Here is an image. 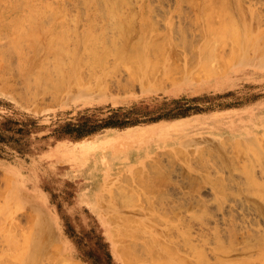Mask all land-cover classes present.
Listing matches in <instances>:
<instances>
[{
    "label": "rangeland",
    "instance_id": "rangeland-1",
    "mask_svg": "<svg viewBox=\"0 0 264 264\" xmlns=\"http://www.w3.org/2000/svg\"><path fill=\"white\" fill-rule=\"evenodd\" d=\"M263 242L264 0H0V264H264Z\"/></svg>",
    "mask_w": 264,
    "mask_h": 264
},
{
    "label": "bare ground",
    "instance_id": "bare-ground-1",
    "mask_svg": "<svg viewBox=\"0 0 264 264\" xmlns=\"http://www.w3.org/2000/svg\"><path fill=\"white\" fill-rule=\"evenodd\" d=\"M86 1H87V0H86ZM96 1H97V0H96ZM99 1H100V0H98V2H99ZM210 1H211V0H210ZM117 2H118V1H117ZM117 2H116V3H117ZM122 2H124V1H122ZM122 2H121V3H122ZM105 3H106V2H105ZM107 3H108V2H107ZM109 3H110V2H109ZM125 3H126V2H125ZM208 3H209V2H208ZM99 5H100V4H99ZM109 5H110V4H109ZM109 5H107V6H108V9H109V7L111 6V5H110V6H109ZM121 5H122V4H121ZM121 5H120V6H121ZM209 5H210V4H208V6H209ZM212 5H213V4H211V6H212ZM96 6H97V5H96ZM120 6H119V8H120ZM99 7H101V6H99ZM111 8H112V7H111ZM212 8H214V7L212 6ZM212 8H210V10H211ZM207 10H209V9H207ZM110 11H111V10H110ZM110 13H111V12H110ZM110 13H109V14H110ZM205 13H206V11H205ZM210 13H211V12H210ZM210 13H209V14H210ZM212 14H213V13H211V15H210L211 18L213 17ZM205 15H206V14H205ZM210 16H209V17H210ZM112 17H113V16H112ZM205 17H206V16H205ZM114 18H116V17H114ZM211 18H210V20H211ZM111 19H112V18H111ZM116 19H117V18H116ZM206 19H209V18H206ZM124 20H126V18H125ZM111 22H113V21H111ZM210 22H212V21H210ZM111 24H112V23H111ZM113 24H114V23H113ZM119 24H120V23H118V25H119ZM210 24H211V23L208 22V25H210ZM118 25H117V26H118ZM142 25H143V24H142ZM142 25H141V26H142ZM208 25H207V28H208ZM211 25H212V24H211ZM212 28H214L213 25H212ZM212 28L210 27V29H208V30H209V31H208V32H209V33H208L209 35H211L210 33H213V32L215 31V30H214L213 32H211V31L213 30ZM221 28H222V27H221ZM221 28H220V29H221ZM205 29H206V28H205ZM214 29H215V28H214ZM216 29H217V28H216ZM220 29H218V30H220ZM210 30H211V31H210ZM220 31H222V29H221ZM130 32H131V31H130ZM216 32H217V30H216ZM216 32H215V33H216ZM218 32H219V31H218ZM215 33H213V34H215ZM120 34H121V33H120ZM218 34H222V33H218ZM104 35H105V33H104ZM215 35H216V34H215ZM215 35H212V36H215ZM237 35H239V34L237 33ZM216 36H217V35H216ZM222 36H223V35H222ZM233 36H235V34H234ZM140 37H141V36H140ZM218 37L220 38V36H218ZM116 38L118 39L117 36L115 37V40H116ZM210 38H211V37H210ZM219 38H218V39H219ZM221 38H222V37H221ZM37 39H38V38H37ZM113 39H114V38H113ZM139 39H140V38H139ZM34 40H35V39H34ZM115 40H114V41H115ZM118 40H120V39H118ZM125 40H126V39H125ZM150 40H151V39H150ZM225 40H226V39H225ZM99 41H100V40H99ZM99 41H98V42H99ZM112 41H113V40H112ZM216 41H217V38H216ZM34 42L36 43V41H34ZM95 42H96V40H95ZM224 42H225V41H224ZM224 42H222V41H221V43L218 42V47H219L222 43H224ZM99 43H101V42H99ZM120 43H121V42H120ZM153 43H156V45H157V43H159V42L156 41V42H153ZM219 43H220V44H219ZM114 44H115V43H114ZM127 44H128V43H127ZM159 44H160V43H159ZM118 45H119V44H117V46H118ZM156 45H155V46H156ZM202 45H203V44H202ZM216 45H217V44H216ZM52 46H53V45H52ZM114 46L116 47V44H115ZM152 46H153V45H152ZM157 46H158V45H157ZM205 46H206V45H205ZM210 46H211V45H210ZM238 46H239V45H238ZM53 47H54V46H53ZM200 47H201V46H200ZM216 47H217V46H216ZM119 48H121V47H119ZM138 48H139V47H138ZM160 48H161V47H159V49H160ZM203 48H204V47H203ZM249 48H250V47H249ZM153 49H154V46H153ZM201 49H202V48H201ZM154 50H156V49H154ZM151 51H152V50H151ZM221 51H222V50H221ZM155 52H156V51H155ZM151 53H152V52H151ZM195 53H196V52H195ZM222 53H223V51H222ZM228 53H229V51H228ZM241 53H242V52H241ZM132 54H133V51H132ZM158 54H159V53H158ZM192 54H193V52H192ZM200 54H201V53H200ZM117 55H118V54H117ZM149 55H150V54H149ZM159 55H160V54H159ZM164 55H165V54H164ZM194 55H195V54H194ZM196 55H197V54H196ZM207 56H208V55H207ZM163 57H164V56H163ZM212 57H213V56H212ZM202 58H203V57H202ZM222 58H224V57H222ZM133 59H134V58H133ZM207 59H208V58H207ZM225 59H226V57H225ZM139 60H140V59H139ZM151 60H152V59H151ZM158 60H159V59H158ZM215 60H216V59H215ZM142 61H143V60H142ZM156 61H157V60H156ZM160 61H161V60H159V62H160ZM204 61L212 62V61H211V58L208 59V60L205 59ZM133 62H134V61H133ZM218 62H219V61H218ZM220 62H221V61H220ZM220 62H219L218 64H221V66L223 67V65H225V64L220 63ZM156 63H157V62H156ZM194 63H195V62H194ZM205 63H208V62H205ZM216 63H217V62H216ZM216 63H215V64H216ZM224 63H225V62H224ZM222 64H223V65H222ZM134 65H135V64H134ZM134 65H133V66H134ZM172 65H173V64H172ZM209 65H210V64H209ZM216 65H217V64H216ZM152 66H153V65H152ZM213 66H214V64H213ZM218 66H220V65H218ZM221 66H220V67H221ZM159 67H160V66H159ZM222 67H221L220 69H223ZM225 67H227V66L225 65ZM133 69H134V68H133ZM220 69H219V70H220ZM134 70H135V69H134ZM153 70H154V69H153ZM172 70H173V69H172ZM203 70L206 71V72L209 71L210 74H211V73H215V74L218 73L217 70H213V69H212V70H209V69L207 70V68H205V65L203 66ZM170 71H171V70H170ZM174 71H175V70H174ZM223 71H224V70H223ZM160 72H161V71H160ZM195 72H196V71H195ZM12 73H13V72H12ZM59 73H60V72H59ZM153 74H154V73H153ZM172 74H173V73H172ZM170 75H171V74H170ZM196 75H197V74H196ZM208 75H209V74H208ZM212 75H214V74H212ZM52 77H53V76H52ZM169 77H171V76H169ZM198 77H200V76H198ZM205 77H206V76H205ZM24 80H25V79H24ZM29 81H30V80H29ZM71 83H72V82H71ZM34 93H35V92H33V94H34ZM53 93H54V92H53ZM35 94H36V93H35ZM29 95H32V94H29ZM50 96H51V95H50ZM55 96H56V95H55ZM55 96H54V97H55ZM56 97H57V96H56ZM21 100H22V99H21ZM126 229H127V228H126ZM126 229H125V230H126ZM126 231H127V230H126ZM127 233H129V232H127ZM127 233H126V234H127ZM126 234H125V235H126ZM130 234H131V233H130ZM122 235H123V234H122ZM123 236H124V235H123ZM132 237H133V236H132ZM113 238H114V237H113ZM160 238H161V237H160ZM131 239H132V238H131ZM125 243H126V242H125ZM137 244H139V243H137ZM263 244H264V242H263ZM134 245L136 246V244H134ZM121 246H122V245H121ZM136 247H137V246H136ZM136 247H135V248H136ZM142 247H143V246H140V245H139L140 251H141V248H142ZM142 249H144V248H142ZM165 250H166V249H165ZM143 251H144V250H143ZM143 251H142V252H143ZM160 251H161V250H160ZM128 252H129V251H128ZM144 252H145V251H144ZM146 252H147V251H146ZM118 253H119V252H118ZM128 254H129V253H128ZM160 255H161V254H160ZM142 256H143V255H142ZM151 256H152V255H151ZM162 256H163V255H162ZM198 256H199V255H198ZM198 256H197V257H198ZM153 257H154V256H152V259H155V257H157V256H155L154 258H153ZM158 257H159V256H158ZM163 257H164V256H163ZM125 258H126V257H125ZM168 258H169V257H168ZM198 258H199V257H198ZM147 259H148V258H147ZM171 259H172V258H171ZM174 260H175V259H174ZM132 261H133V260H132ZM150 261H152V260H150ZM156 261H157V260H156ZM156 261H155V262H156ZM161 261L164 262V260H161ZM175 261H176V260H175ZM176 262H177V261H176ZM198 263H199V262H198ZM159 264H160V263H159ZM161 264H162V262H161ZM164 264H165V262H164Z\"/></svg>",
    "mask_w": 264,
    "mask_h": 264
},
{
    "label": "crops",
    "instance_id": "crops-1",
    "mask_svg": "<svg viewBox=\"0 0 264 264\" xmlns=\"http://www.w3.org/2000/svg\"><path fill=\"white\" fill-rule=\"evenodd\" d=\"M246 118H247V120L245 122H241L239 124L240 126L238 125V131L236 132V134H238V135L249 134V133L253 132V130L255 129V127L259 123L258 117L254 113L249 114Z\"/></svg>",
    "mask_w": 264,
    "mask_h": 264
}]
</instances>
